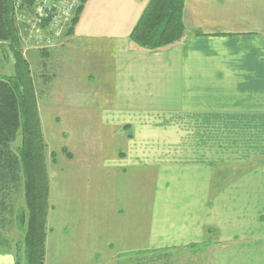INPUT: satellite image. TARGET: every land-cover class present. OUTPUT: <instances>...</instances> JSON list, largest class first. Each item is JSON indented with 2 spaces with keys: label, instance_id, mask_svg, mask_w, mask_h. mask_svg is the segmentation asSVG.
<instances>
[{
  "label": "crops",
  "instance_id": "obj_1",
  "mask_svg": "<svg viewBox=\"0 0 264 264\" xmlns=\"http://www.w3.org/2000/svg\"><path fill=\"white\" fill-rule=\"evenodd\" d=\"M149 1H85L64 43L40 53L55 68L51 112L99 117L120 141L116 168L148 170L155 190L197 209L188 236L153 247L199 242L215 226L228 242L217 259L264 264V0H185L184 38L157 50L130 39ZM108 12L122 17L99 30ZM0 264L16 254L0 249Z\"/></svg>",
  "mask_w": 264,
  "mask_h": 264
},
{
  "label": "rangeland",
  "instance_id": "obj_2",
  "mask_svg": "<svg viewBox=\"0 0 264 264\" xmlns=\"http://www.w3.org/2000/svg\"><path fill=\"white\" fill-rule=\"evenodd\" d=\"M120 17L114 12L102 13L96 28L106 29L109 21ZM74 26L75 22L72 30ZM62 40L57 42L61 44L66 39ZM54 47L45 52L33 47L31 40L18 45L0 42V75H15L18 53L21 54L30 66L41 104L50 205L45 264H235L225 254L216 258L228 242L220 239L215 226L206 227L204 239L199 242L153 247L188 236L187 228L195 225L189 223L195 214V218L200 215L195 213L197 209L186 210L189 205L183 192L174 189L177 193L163 195L155 190L158 182L156 185L151 180L148 170L137 169L131 174L116 168L109 155L122 147L100 124L102 119L90 117L86 111H70L68 107L62 109L63 116L59 118L51 112L50 79L55 68L50 56L40 53H50ZM81 56L84 62V55ZM87 56L91 63L96 62V55ZM70 68L79 71L80 77L85 73L80 62H71ZM194 200L193 197L191 201ZM21 207L25 209L23 194L17 199V210ZM225 219L229 216H219L221 223ZM25 231L26 226L13 219L3 233L16 249L23 242ZM161 249L166 251L136 254Z\"/></svg>",
  "mask_w": 264,
  "mask_h": 264
},
{
  "label": "trees",
  "instance_id": "obj_3",
  "mask_svg": "<svg viewBox=\"0 0 264 264\" xmlns=\"http://www.w3.org/2000/svg\"><path fill=\"white\" fill-rule=\"evenodd\" d=\"M184 6L185 0H150L130 39L150 50L181 41L186 32ZM0 42H20L12 0H0ZM17 65L15 75H0V249L13 251L18 264H45L50 208L46 143L31 69L19 53ZM22 194L25 209L18 211L17 199ZM13 219L26 226L16 249L3 233ZM158 251L166 249L136 254Z\"/></svg>",
  "mask_w": 264,
  "mask_h": 264
},
{
  "label": "built area",
  "instance_id": "obj_4",
  "mask_svg": "<svg viewBox=\"0 0 264 264\" xmlns=\"http://www.w3.org/2000/svg\"><path fill=\"white\" fill-rule=\"evenodd\" d=\"M85 1L12 0L20 41L26 44L31 40L33 47L45 51L57 46L71 32ZM61 35L64 38L60 39Z\"/></svg>",
  "mask_w": 264,
  "mask_h": 264
}]
</instances>
